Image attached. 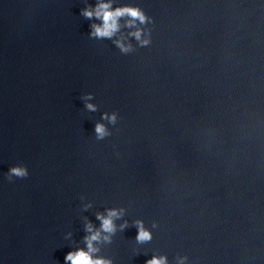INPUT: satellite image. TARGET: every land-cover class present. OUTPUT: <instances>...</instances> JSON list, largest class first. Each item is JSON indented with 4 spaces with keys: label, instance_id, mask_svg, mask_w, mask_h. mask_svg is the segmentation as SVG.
<instances>
[{
    "label": "water",
    "instance_id": "95a60500",
    "mask_svg": "<svg viewBox=\"0 0 264 264\" xmlns=\"http://www.w3.org/2000/svg\"><path fill=\"white\" fill-rule=\"evenodd\" d=\"M96 3L0 0V264H264V0Z\"/></svg>",
    "mask_w": 264,
    "mask_h": 264
},
{
    "label": "clouds",
    "instance_id": "9594fccd",
    "mask_svg": "<svg viewBox=\"0 0 264 264\" xmlns=\"http://www.w3.org/2000/svg\"><path fill=\"white\" fill-rule=\"evenodd\" d=\"M112 3L113 0H97L94 7H86L82 10L83 15L87 17L96 16L100 20L99 24L93 23L91 25L93 35L112 36L120 27L119 18L123 16L129 17V19L125 21V25L127 26L134 25L137 20L141 23L145 21V15L138 7L130 5L112 7ZM129 35L134 36L142 44L148 42L146 38H141V30L139 28L130 32ZM115 43L120 46L122 50H127L128 48V45L121 43L119 39H117ZM87 107L91 109L94 108V105L88 104ZM109 119H114V117H109ZM96 132L100 136L104 135V126L97 123ZM10 171L17 175L24 174V169L22 167H13ZM121 212L122 210L107 209L104 215L97 213V218L101 221L100 228L93 230L90 223L86 225V229L89 232V235L85 237L86 250L76 249L74 251H69L65 255V260L70 261L71 264H110V261L107 259L92 256V253L97 250L92 242L101 238V229L104 233H110L114 230L113 218L119 216ZM136 225L138 228V240L150 238V233L142 226L141 221H136ZM103 238L107 240L109 237L104 235ZM182 260L183 258H181V261ZM146 264H166V259L164 256H153L146 261Z\"/></svg>",
    "mask_w": 264,
    "mask_h": 264
}]
</instances>
